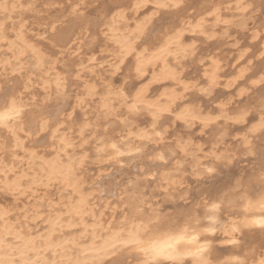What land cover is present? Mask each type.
<instances>
[{"label":"bare ground","instance_id":"bare-ground-1","mask_svg":"<svg viewBox=\"0 0 264 264\" xmlns=\"http://www.w3.org/2000/svg\"><path fill=\"white\" fill-rule=\"evenodd\" d=\"M185 1L187 2V0H126V2L123 3L122 0H117L113 2L111 1V4H109V2L107 1L108 3H106L109 4L107 8H113L111 10V14L107 18L105 17L106 15L104 16L106 18L105 21L99 20L97 21V23L100 22V24L104 26L105 36L107 37L111 47L109 50V56L112 57L113 62L110 63V66H112L114 68V71H116L124 63L129 61L130 63H127L131 65V68L129 67L130 65L128 66V68L129 71L131 70L132 72H129L132 77L136 79V81H140L143 79L145 80V82H143L142 85L136 88H131V92H127L128 94H126L124 88H122L120 91H115L109 86V84H107L104 87L101 86L102 88L98 90V84L84 81L82 90L80 89L81 92L79 91L80 93L77 96V100H75V106L84 107L88 103V105H90L91 102L89 101H93L94 97L98 95L99 100L97 101V108L99 110L96 111L100 112L101 118L105 121H107L106 119L110 117H117L119 114L117 108L122 106L124 107V113L128 114V116L132 118L141 110V112H144L145 115L147 114V123L145 122L146 125L142 127H140L139 125H135L134 127H132L131 123L128 124L126 120H123L122 117H119V126H121L122 128L124 126H127V129L124 130L122 134H120L119 132V135H117L116 137L109 136L110 134L106 135V133L97 136V142L93 145L92 148L93 157L95 159V162L97 163L108 162L112 165L117 166L122 160L125 159V157L127 159V156L118 159H111V149L107 147L109 143L122 140L124 143L123 150L131 151L133 153L139 152L142 148H144V145L146 143L153 142L154 145L150 146L151 148H145H150V151L148 150L149 159H151L155 163V165L158 166V168H150L149 166L145 167L140 173L141 179L140 177L139 179L141 181H139L140 183L142 182L146 184V182L149 181L150 178H154V181L157 182V185L163 188V194L166 195L165 200H172H170V203L174 201V197L177 196L178 198L184 196V194L186 193L184 192L185 190H180L184 182L183 174L186 175L185 171H188L189 173L191 172L195 176H200L202 174L205 175L210 173L207 171V169H213L215 164H206L202 162L199 159L200 157L197 155L195 159H193L192 164H190L189 166L187 165L189 167H186V169L188 168L187 170L185 169L184 165L182 163H179L178 161H171L172 163L170 162L171 164L169 165L164 163L165 160L161 161L159 159L160 155L166 157L164 151L165 145L162 144L164 139L163 135L164 133H166L164 130V123H166V120H179L182 123L187 124L188 126L194 123H200L202 128H214V126H216V124L218 123L219 125L221 123H226L225 125H229L227 124L229 121H232V123H244L245 121L248 122V120L250 119L249 114L250 112H252L254 113V116H252V118L255 121L252 120V124L248 126L249 131L247 133L244 132L245 135L241 136V144L243 145L244 150L250 149L252 145L251 141L253 140L251 138L264 130L260 127L261 121L264 120V96H262L261 94V97H259V95L257 97L258 101L256 99H253V102L254 100L257 101V103L255 101L256 104L252 102L254 104V107L249 104L252 108H248L245 104L246 107H239L240 109L236 108L235 111L233 109V112L230 110V108L228 107V103L226 102H217L218 104L216 107L212 108L211 111L205 112L206 110L203 111L201 109L202 106H194L193 103H189L191 101H187L188 99H185L188 91L190 90L195 89L197 93L208 95L212 92V90L220 85L227 90H230L232 87H234L237 96H240L247 91V88H245V86L239 89V87L243 86V84H248L249 82V84H251V88H253L259 85L261 82H264V19L261 18L262 20L258 22H256V20L252 21L251 25L248 26L246 20H244V15L247 11V7L250 6L249 3H247V0H221L220 2H208L209 5L207 4L205 7L199 6V8L196 5L198 9H194V12L192 13L188 12L185 7L186 5H183L185 4ZM253 1L259 4L262 0ZM21 2L22 0H0V5L7 6L6 10H4V8L2 7H0V9L3 11L11 12V9L16 6H20ZM125 3L129 4H126L128 8H130L129 15L127 14V11L119 7L121 6V4L125 5ZM161 3L169 5L179 3L180 6L178 8L157 7V5ZM147 6L153 8V12L149 16L137 19V16L142 13V9L146 8ZM169 9L171 11H177L178 9H180V11H178L177 13V15H181V18L179 17V21L177 23L175 22L171 28L167 26L169 29L166 28V30L164 29L165 31L163 33H160L162 35H160L159 39L154 43L153 46H146L149 41L145 43L146 45H143V41H145L144 39L149 33L150 27L152 26L151 22H153L152 18L154 14L156 12L164 10L167 11ZM71 10L73 14L77 12L76 7H73ZM229 11H231V13H229ZM236 12H238L237 18H235V16H237L235 14ZM79 14L78 16L80 17ZM92 19L90 20L92 21ZM94 19L93 21L96 22ZM71 20L74 19H72L71 17ZM131 20L132 24L130 25ZM85 21H83V23ZM87 24H89V22H87ZM71 25L73 24L71 23ZM216 27H219L220 30L216 29ZM234 27H236V29L238 28L237 33H240L239 36H244L247 39L248 43L246 47L237 51V54L231 59V61H229L227 58L225 59L226 55L223 56L224 54L221 57L218 54H213L208 57L206 62H204V56L200 55V53H197L198 50L196 51V47L198 46L195 47L194 43L185 42L186 35L188 34L195 39L197 37L201 38L202 42L204 41V39H214L216 41L218 40L217 43L219 44L227 45L228 42L226 41V37L229 36L230 33L229 32L227 34V32L231 28L234 29ZM101 28L103 27L101 26ZM70 29L71 28H69V31ZM155 29H157V27ZM11 30L13 32V37L9 36V34L7 33L6 24L3 21H0V48L5 46V50L9 52V56L3 55L2 57L0 55V69L5 70L6 68L10 67L11 72H19V70L23 68V59L25 57H29L31 59L33 70L38 73H34V75L37 74L40 77L38 79L40 80L41 87L48 90H54L56 97H54L55 100L63 97L65 93L64 90H67V88H65L67 86L64 85V78L60 76L59 73H56V76L54 78H49V73L51 72V70H54V68L57 67H55L54 62L46 55L47 53H44V51H42L43 49L41 48V50L39 48L36 41L34 39L32 40V36L29 37L30 34L27 35L25 33L24 23L20 21L16 26L12 25ZM158 30H160L159 27ZM96 32L97 31H95V33ZM66 33L67 32L65 30L64 34ZM82 33H85V31H83ZM158 34L156 35L157 37L159 36ZM93 35L90 36L93 37ZM67 36L63 38L64 42L65 39L67 41ZM98 36L100 35L98 34L97 36H95V38H97ZM156 36L153 37L154 40L156 39ZM151 38L152 37L148 39L151 40ZM74 39H72V41ZM151 43L149 45H151ZM95 60L96 57H94L93 54L89 55L84 61H81L76 65L77 69L75 71V74L77 76H80V73L84 70H91L90 67L93 66ZM227 60L231 63L229 64V66H231L232 69L225 71L224 66L227 64ZM187 61L188 63H190L188 65L186 64L187 67L189 65L190 67L192 65H195V68L201 71L200 77L202 78L203 84L199 85V82H196V80L194 81L192 77H189V74L185 73L187 67L185 68L183 66V62L187 63ZM254 63H258V65H260L261 67L259 66L257 70L252 69ZM258 71H261L260 75L257 73ZM29 81L30 79H28V82ZM29 86L30 85H28V87ZM24 87L26 88L27 86L24 85L23 88ZM258 87L260 89V86ZM98 88H100V86ZM21 93L22 92H19V90L15 94L9 91H5L3 96L0 98V103H2L5 98L9 100L15 98L17 105L23 108L25 115L27 104L22 98L24 95L21 97ZM22 94L25 93L23 92ZM153 95L155 98H153ZM129 102L135 103L137 105L136 109H130L128 106ZM34 103L36 104L37 102ZM105 103L109 105L108 108H105ZM35 104H33V106ZM63 105H67V102L66 104L64 102L61 107H59V104L58 109L56 108L57 111H54L55 113L52 111V109L49 108V111H51V113L53 112V114L51 115L46 114L47 111L45 110V114L41 113V107H37L40 110L36 108L39 112L35 113L37 111L34 107V112L31 105L30 107L35 114L31 115L30 111H27L31 116L27 117L28 119L26 120V122H24V120L22 123H20V129L16 132L15 135H10L6 129H0V155H6V157H8L7 160H3L2 157H0V190L2 194L4 193L12 195L15 198L24 195L31 196L39 189L47 191V189L52 185H60L62 191H68L70 194L69 196H67L64 202L62 201V203H46L47 206H49V209L52 210L56 209L54 207L55 205H61L63 208L62 210H60V207L59 210H56L54 212L50 211L52 213L46 214V216L44 215L45 217H43V222L45 223V226L42 233H34L32 231L33 228L30 227L29 223V220L31 218H29L28 215L24 213L23 215H21V217L13 218L11 216V209L4 208L0 205V238H3L6 243L10 244L11 249H16L15 251L9 249V251H11V254L17 257V259H20V252L23 251L25 258H31L33 260L39 258V264H101L105 262V254L107 251H110L111 246L115 244L118 248H122V240L127 239L128 233L133 230L135 224L139 223V220H132L129 218L134 205L143 208L149 214L157 213L165 216L171 215H169L170 213L168 215L165 214L166 212L161 213L159 205L157 206L156 204L150 202L148 198L145 199L144 192L139 186L140 184L137 183L134 188H130V190L123 189V186L121 185L123 190L121 189L117 192L116 196L114 195L115 197H117V205L114 207L112 205V207H110V218L108 219L107 217L108 220L106 219L107 221H104L103 215L105 212L103 211V209L109 204V202L106 201L104 202L103 206H100L99 203H101V195L97 192V189H94L93 192L85 191L86 180L83 175L82 168L88 161V159L86 161V158H89V153L87 157L86 155H80L78 157H75L73 155V151L76 148L73 137L77 135H73V137L70 135L72 134L70 133L72 124L70 126H66L64 125L66 124L65 120L61 119V121H57L59 114L62 113V109H66L65 106L62 107ZM94 108L96 109V107ZM63 117L64 116H62V118ZM50 119H53L51 120L53 123L50 121ZM128 119L134 120L130 118ZM96 122L97 121H95V123ZM113 122H116V120ZM12 123L13 126H15L18 121H13ZM87 126L88 124L83 123L78 125L74 129L79 133V135H82L86 129L85 127ZM97 126H99L98 123ZM218 127L216 131H220L222 133L221 135L219 134L221 138H218L213 143V145L218 144V142H222L223 139L222 136L224 135L225 128H223V130L219 129ZM215 129L213 132H215ZM253 129H255V131H253ZM46 130H48L49 133L48 147L52 150V154L49 156L46 151L45 152L47 155L44 152H38L30 145H27V147L25 142L27 139L24 140V138L26 137H21V133H24L26 136H30L33 135L32 132L35 133L36 131L42 132ZM115 130L117 129L115 128ZM157 132L160 133L159 136L155 135V133ZM4 134H8L9 137H7L8 135L5 136ZM1 136L3 137L1 138ZM4 137L8 139L4 140L6 139ZM162 145H164V147ZM178 146L180 147L182 152H186L184 144H179ZM82 147L85 148V146ZM20 152H24L26 154L24 162H21L22 157H19ZM144 152L146 153L147 151ZM233 152L234 153L232 154L228 152L229 154H226L223 157L224 159L215 157V160L218 161V165L219 161L222 160L227 162L226 164L228 165L229 162L234 159V156L237 153L236 151ZM24 163L26 164V170L21 168L20 170L16 171V169ZM28 169H30L31 172H29ZM262 175H264V173H262L260 169V171H257V173H253L252 175L249 174V176H247L245 179L242 178L245 189L244 195L247 198H251V194L253 192L258 193L260 191V178ZM236 188L237 182L234 184L233 188L225 192L223 191L224 193L222 194L220 192L218 196L214 195L211 200L208 198L201 201L200 203V205L207 203L210 207L212 202L222 201L219 210L214 213H207L208 215L214 217L216 223L210 224L207 219L203 221V226L214 227L216 229L215 232L220 231V234L222 235L220 239L222 244H228V239L239 237V235L243 233L258 232V230L253 229H243L241 232L237 233H233L231 231V228L234 224H237L239 221L245 218L243 207L240 204V198L234 195V190ZM176 191L179 194H175ZM2 194H0L1 197ZM167 197L169 198L166 199ZM185 197H183L182 199H186ZM47 199L48 198L42 197V202L45 203ZM173 203L176 202L174 201ZM101 204H103V202ZM109 205L111 206V204ZM116 208L121 209L120 211L122 213L119 214L120 216L113 217L112 214L115 212ZM21 209L23 210V207ZM182 211H179L178 213ZM199 211L202 215L207 212L206 209H200ZM177 214L173 215L172 217L175 218ZM39 216L40 215L35 211L32 219ZM214 233H206L200 238V243H207L209 245L208 258L212 261V264H225L226 261L235 256H238L239 259L243 260L245 259V255L249 252L250 249H256L258 253L260 243L262 240H264V234L258 232L260 234V238H253L252 244L247 250L243 251V253H237L238 251L233 252V250L230 248L227 250L217 249L213 244ZM249 242H251V240ZM230 246L233 247V245ZM133 255L134 254H130L129 258L133 259ZM248 264H251L250 256L248 257Z\"/></svg>","mask_w":264,"mask_h":264},{"label":"rangeland","instance_id":"rangeland-1","mask_svg":"<svg viewBox=\"0 0 264 264\" xmlns=\"http://www.w3.org/2000/svg\"><path fill=\"white\" fill-rule=\"evenodd\" d=\"M54 1L55 0H22L21 5L12 8L11 12L3 11L0 9V21H3L6 24V31L9 34V36H11V37H13V32L11 30L12 25L16 26L18 22L22 21L24 23L25 33L27 35L30 34L29 37L32 36L31 37L32 40L34 39L36 41L37 45L39 46V48L40 49L42 48L43 50L42 49L41 50L44 51V53H47L46 55L54 62L55 67H57V68H54V70H51V72L49 73L50 74L49 78H51V79L54 78L56 76V73H59V75L64 78V85L67 86V87H65V88H67V90L64 88L65 89L64 90V92H65L64 96L61 97L62 99L61 98L58 99V100L61 99L60 101H62V102L55 100L56 97H55L54 90H48V89H44L41 87L40 80L38 79L40 77H39V75H37L38 73L33 70V66L31 64V59L29 57H25L23 59V61H22L23 68L21 70H19V72H16V71L11 72L10 67L6 68L5 70L0 69V98L3 96L5 91L12 92L13 94L17 93L18 90H19V92L20 91L22 93L24 92L25 94L21 93V97L24 95L22 98H23L24 102L27 104V107L25 110H26V112L30 111L31 115L38 113L39 112L38 110H40V109H42L43 111L44 110L47 111L46 114L51 115V114H53L54 111H57L59 104H60L59 107H61V105L64 104V102H65V104L67 102V105L62 106V107L65 106L66 109L59 108V109H62V113H61L62 115L59 114L57 121H61V119H63V120H65V123H66L64 125L70 126L72 124V126H71L72 129L70 130V133H72V134H70V135L72 137H73V135H77V136H75L77 138L73 137L75 147H76L75 148L76 150L74 149V151H73L74 153L72 152L73 155L75 157H78L80 155H86V157H87V155L89 153V158L88 157L86 158V161H87V159H88V161H87V163H85L86 165H84L82 168L83 175H84L85 180H86V184H85L86 190L85 191L86 192H93L94 189H97V192L100 193V195H101L100 202L101 203L103 202V204L99 203V205L103 206L104 202H106V201L109 202V204H111V206L108 204L103 209V211L105 212L103 215L104 221H107L110 218V214H111L110 207H112V205H113V207L117 205L118 201H117V197H115V196L117 195V192L122 189L121 185L123 186V189L130 190V188L133 189L137 183L140 184L139 186L142 188V191L144 192L145 199L148 198L150 200V202L156 204L157 206L159 205L161 213L166 212L165 214L168 215L170 213L169 215L173 216V215H176L179 211H182L185 207L191 206L193 208H197L200 205L201 201L209 198V193H212L215 190H223L225 192V191L233 188L234 184L237 181H242L243 180L242 178L245 179L247 176H249V174L252 175L253 173H257V171H260L261 163H262V158L260 156V152H261V149L264 148V130L262 132H259L256 136L251 138V139H253L251 141V144H252L250 147L251 150L250 149L244 150L243 145L241 144V138H242L241 136L245 135V133H247L249 131L248 126L251 125L253 121H255L252 118V116H254V113H252V112H250V114H249L250 119L248 120V122L245 121L244 123H232V121H229L230 123L229 122L227 123L229 125H225L226 123L220 122L222 125L220 124L221 125L220 126L218 123V124H216V126L213 125L214 128L213 127L202 128L200 123H194V124L188 126L187 124H184L179 120L170 121L171 120L170 119V120L165 121L166 123H164V130L166 133H164V135H163L164 139L162 142V144L165 145V147H164V145H162V146L165 148V150H164L165 156H166L165 158L167 159V160L165 159V161H164L165 164L169 165L172 163L171 161H173V162L178 161L179 163H182L186 169V167H188L190 164H192V161H193V159H195L196 155L199 156L200 157L199 159L206 164H211V165L215 164L213 167V171L210 172L209 174H205V175L202 174L200 176H195L191 172L189 173L188 171H185L186 175L183 174L184 182L182 179L183 185H182V188L180 190L181 191L185 190L184 192H186V193L184 194V196H181L178 198H177V196L174 197L175 199L173 198V200L176 203H173L174 201L170 203L171 199L169 200L168 199L169 197L166 198V199H168L169 202L167 200H165L166 195L163 194L164 190L161 186L157 185V182L154 181V178H150L149 181L146 182V184L141 182L143 184L142 185L140 183V181H141L140 180L141 179L140 173L145 167L149 166L150 168L151 167H155V168L157 167L158 168V166H156L155 163L151 159H149V155H148L150 148H151L150 146L154 145L153 142L146 143L144 145V148L141 149L143 151L140 150L139 152H133V155H131L129 157L127 156V159L125 157V159L122 160L117 166L112 165L108 162H100V163L95 162V159L93 157L92 148H93V145L97 142V140H96L97 136L106 133V135L110 134L109 136H115L116 137L117 135H119V132H120V134H122L124 132V130L127 129V126H124L123 128L121 126H119V117H122L123 120H126V122L128 124L131 123L132 127H134L135 125H139L140 127H142V126L146 125L148 116H147V114L145 115L144 112H141L142 111L141 110V111H139L138 114H140V112H141L142 115L141 114L135 115L137 119L135 118V116L133 118L129 117L128 114L124 113V107L122 106L123 108L122 107L117 108V111L119 113L118 116L117 117H110V118L106 119L108 121L107 122L101 118L100 112L96 111V110H99L97 108L98 107L97 101L99 100L98 95L95 96L96 98L94 97L93 101L92 100L89 101V102H91L90 105H88L89 104L88 103L84 107L75 106L76 105L75 100H77V96L79 95V93L82 90L83 82L87 81L89 83L98 84V86H97L98 90L102 88L101 86L104 87L105 85L109 84V86L113 90L120 91L122 88H124L125 93L128 94L131 92V90L133 88H136V87L142 85V83L145 82V80L142 79V80H140L141 81L140 82V81H136V79H134L132 77V75L130 74L132 72H131V70L129 71V68H128V66L130 65L129 61H127L129 63H127V62L124 63L116 71H114V68L112 66H110V63L113 62L112 57L109 56V50L111 47H110V44L108 42L107 37L105 36L104 26L101 25L100 22L97 23V21H99V20L105 21L106 18L109 17V15L111 14V10L113 8L112 9L107 8V6L109 4H111L113 1H117V0H103V1L102 0L101 1L100 0H58L57 1L56 0L55 2ZM107 1L109 2V4H107L108 3ZM122 1H123V3L126 2V0H122ZM220 1L221 0H219V1H217V0H215V1H213V0H200V1L199 0H187V2L185 1V4H183V5H186L185 7L188 10V12L192 13V12H194L193 10L198 9L197 7H199V6L205 7L207 4L209 5L208 2L213 3V2H220ZM50 2H51V5H50ZM127 3H125V5L121 4V6H119V7L121 9H124L125 11H127L128 12L127 14L129 15L130 14L129 13L130 8H128L127 5H129V4H127ZM247 3H249L250 6L247 7V11L244 15V20H246L248 26L251 25L252 21L256 20V22H258V21L262 20L261 18L264 19V0H262L259 4L255 3L253 0H247ZM196 5H197V7H196ZM123 6H124V8H123ZM73 7H76V10H77V12H75V14H73L71 12L72 11L71 9ZM182 7H184V6H182ZM153 10H154L153 8H151L150 6H147L146 8L142 9V13H140L137 16V19L141 18V17L149 16L153 12ZM178 11H180V9H178L177 11L176 10L171 11L169 9L167 11L164 10V11L156 12L152 18V20H153V22H151L152 26L150 25L151 27H150L149 33L145 37V39H144L145 41H143V45H146L145 43H147L149 41L146 46L147 47L153 46L154 43L159 39L160 35H162L160 33H163L166 30V28L167 29L171 28L175 22L177 23L179 21V19L181 18V15H177ZM172 12H173V14H172ZM77 13L78 14L83 13V14H79L80 17H82V18H80ZM229 13H231V11H229ZM235 14L237 15V16H235V18H237L238 12H236ZM71 17L74 20H71ZM87 17H88V19H87ZM83 18H85V19H83ZM92 18L93 19L95 18L94 20L96 22H94ZM90 19H92V21ZM87 20H89V21H87ZM73 21L76 24H74ZM83 21H85L86 23L85 22L83 23ZM87 22H89V24H87ZM71 23L73 25H71ZM82 23L84 25L85 24L86 25L84 26ZM92 23H94V24L96 23V24L94 25ZM131 24H132V20L130 21V25ZM71 26H74V27H71ZM75 26H77V27H75ZM101 26L103 28H101ZM92 27L94 28V30ZM156 27H157V29H155ZM158 27L160 30H158ZM69 28H71L70 31H69ZM75 28L76 29L78 28V29L76 30ZM87 29H88V31H87ZM102 29H103V31H102ZM216 29L220 30L219 27H216ZM65 30L67 32L66 34H64ZM71 30H73V31H71ZM155 30H156V32H155ZM83 31H85V33H82ZM89 31H91V32H89ZM95 31H97L98 33L97 32L95 33ZM70 32L71 33L73 32V33L71 34ZM237 32H238V28L236 29V27H234V29L231 28L228 30L227 34L229 33V36L226 37V41L228 42L227 45L217 43L218 40L217 41L214 39L205 40L204 38H202V39H204V41H203L204 43H203L201 41V38L197 37L198 39L197 38L195 39L194 37H191L188 34L186 35L185 42L186 43H194L195 47L198 46V47H196V51L198 50L197 53H200V55L204 56V58H205L204 62H206L208 57L213 55V54H218L220 57L224 54L223 56H225V55L227 56V57L225 56V59L227 58L229 61H231V59L237 54V51L246 47L247 43H248L247 39L242 35L239 36L240 33H237ZM68 33H69V35H68ZM89 34L91 36L93 34L94 35H93V37H91ZM98 34L100 36L95 38V36H97ZM157 34L159 35L158 37L156 36ZM58 35H59V40H58ZM65 35L66 36L68 35L67 37L69 38V39L67 38V41L65 39L66 43L64 42V39H63L64 37H66ZM154 36H156L155 40L153 38ZM150 37H152L151 40H149ZM189 37H191V38H189ZM72 39H74V40L72 41ZM152 39H153V41H152ZM60 40L62 41V43ZM150 43H151V45H149ZM91 54H93V56L96 57V60L93 63V66L90 67L91 70L87 69V70H84L83 72H81L80 76H82V77L77 76L75 74V71L77 69L76 65L79 62L84 61ZM0 55L2 57H3V55L9 56V52L5 50V46L0 48ZM228 60H227L228 65L226 64L224 66L225 71L232 69L231 66H229V64H231V63ZM183 63L185 64V65L183 64V66L185 68L187 67L188 64H190V63H188V61H187V63H185V62H183ZM257 65H258V63H254V66H252L253 67L252 69L257 70L260 66V65H258V66ZM129 67L131 68V65ZM185 68H184V70H185ZM261 71H258L257 73L260 75ZM34 73H37V74H35L36 76L34 75ZM185 73L189 74V77H192L194 79V81L196 80V82H199V85L203 84L202 78L200 77L201 71L196 69L195 65L194 66L192 65L191 67L189 65L186 68ZM22 76H23V78H22ZM28 79H30L29 82H28ZM65 79H67V80H65ZM22 80H23V82H22ZM24 85L27 87L23 88ZM28 85H30V86L28 87ZM99 86H100V88H98ZM244 86H245V88H247L246 89L247 91H246V93H244L240 96H237L236 90L234 87H232L230 90H227V89H224L220 85V86H217L214 90H212V92L208 95L203 94V93H197V91H195V89H193L194 91L190 90V91H188V94H187L185 99L186 100L188 99L187 101H191L189 103H191V104L193 103L194 106L195 105L196 106H202L201 109L203 111L206 110L205 112L211 111L212 108L216 107L218 104L217 102L228 103V107L230 108V110L232 112H233V109L235 111L236 108L246 107V105L248 108L251 106L254 107L253 103H255L256 100L258 101V99H257L258 95H259V97H261V95L264 96L263 95L264 94V82H261L259 85H257L256 87H253V88H251V84H249V82H248V84H243V86H240L239 89L243 88ZM258 86H260V89ZM128 88H129V90H128ZM15 90H16V92H15ZM259 90H261V91H259ZM153 98H155L154 95H153ZM253 99H256V100H254V102H253ZM257 101H256V103H257ZM34 102H37L36 104H38V105H36ZM92 102H94V103H92ZM194 103H197V104H194ZM33 104H35V105L33 106ZM31 105H32L33 111L35 112V110H36L37 112L34 113L32 111V108L30 107ZM34 107H35V110H34ZM37 107L38 108L41 107V108L38 109ZM94 107H96V109ZM49 108L52 109V111H53L52 113H51V111H49L50 110ZM239 109H237V110H239ZM42 110H40V112L45 114V111L43 112ZM26 112H25L24 119H23V121L25 120L24 122H26V120L28 119L27 117L31 116L30 113L28 114V112L27 113ZM68 115H69V117H68ZM62 116H64V117L62 118ZM97 118H99V119H97ZM100 118H101V122H100ZM128 118L134 119V120H129ZM51 120H53V119H50V121ZM115 120H116V122H113ZM95 121H97V122L95 123ZM76 123L78 125L83 124V123L88 124V126L85 127L86 129L82 135H79V133L74 129L78 126ZM97 123L99 124L100 127L97 126ZM114 123H116L117 125ZM115 125H116V127H115ZM66 126H64V127H66ZM222 126H223V128H225V130L222 128ZM217 127L219 129L224 130V135L222 136V138H223L222 142H218V144L213 145V143L218 138L219 139L221 138L220 135L222 134L220 131H218V132L216 131ZM115 128L117 130H115ZM121 129H122V132H121ZM214 129H215V132H213ZM73 131H74V133H73ZM66 132H68V131H66ZM32 134L33 135L26 136L24 133L23 134L21 133V137L25 136L26 138H24V140L27 139L25 141L26 146L30 145L31 147L35 148L40 153L44 152L46 154V152H47L48 156L51 155L52 150L48 147V144H49L48 143V137H49L48 130L42 131V132L36 131L35 133L32 132ZM4 135L7 136L8 134H4ZM217 135H219V136H217ZM2 137L3 136H1V138ZM7 137H9V135ZM4 138H6V137H4ZM7 139L8 138H6L4 140H7ZM76 141H78V142H76ZM179 144L180 145L184 144V146L186 148V152L181 151L180 147L178 146ZM219 144H220V146H219ZM82 146H85V148ZM145 147H150V148L148 149ZM81 148H83V149H81ZM252 149L255 151H253ZM227 150L230 154L234 153L233 151L237 152V153L235 152L236 154L234 156V159L231 162H229L228 165L226 164L227 162H225L224 160L219 161V165H218V161L215 160V157H219L220 159H224L223 157L226 154H229L227 152ZM144 151H147L146 152L147 154ZM178 151H179V153H178ZM214 155H216V156H214ZM0 157H2L3 160H7V158H8V157H6V155H3V156L0 155ZM19 157L20 158L22 157L21 162H24L26 154L24 152H20ZM185 164H186V166H185ZM21 168L26 170V164L25 163L22 164L20 167H18L16 169V171L20 170ZM28 171L31 172L30 169H28ZM139 177H140V179H139ZM119 185H120V187H119ZM52 186L49 187L47 189V191H45L43 189H41V190L39 189L37 192H35L31 196L24 195V196H19L17 198H15L12 195L4 194V193L2 194L1 190H0V194H2V197L0 195V205L4 208L11 209V216L13 218L21 217V215H23L25 213L26 215L29 216V218H31L29 220V223H30V227L33 228L32 231L34 233H42L44 231V226H45V223L43 222V217H45L46 214L52 213L50 211L54 212L56 210H59L60 207H61L60 210H62V208H63L61 205H55L54 207L56 209L52 210V209H49V206H47L46 203H48V204L62 203V201L64 202V200L67 198V196L70 195L68 191H62L60 185H52ZM0 187H1V183H0ZM183 187H184V189H183ZM48 190H50V191H48ZM42 191H45V192H42ZM223 191L221 192V194L224 193ZM176 193L179 194L177 191L175 192V194ZM148 195H149V197H148ZM49 196H50V198H49ZM42 197L48 198L45 201V203L42 202ZM183 197H185L186 199H182ZM15 204L17 207L15 206ZM18 206H20V207H18ZM21 206L23 207V210L21 209L22 208ZM17 208H18V210H17ZM181 208H183V209H181ZM120 210L121 209L116 208L115 212L112 214V216L113 217L120 216L119 214L122 213ZM35 211L40 216L32 219ZM117 212H119V213H117ZM20 213H22V214H20ZM107 217H108V219H107ZM31 220H32V222H31ZM243 234H241V235H243ZM221 236L222 235L220 234V231H216L213 234V237H214L213 244L215 245V247L219 250H227L230 248L233 250V252L238 251L237 253H243V251L247 250L251 246L253 238H257V239L260 238V234L258 232H247V235L245 236V241H246L245 244L242 246V248H241V246H239V247L235 246L236 247L235 248L234 246L232 247L229 244H222L221 240H220ZM250 240H251V242H249ZM101 264H105V262H103ZM129 264H135V260L129 258Z\"/></svg>","mask_w":264,"mask_h":264},{"label":"snow or ice","instance_id":"snow-or-ice-1","mask_svg":"<svg viewBox=\"0 0 264 264\" xmlns=\"http://www.w3.org/2000/svg\"><path fill=\"white\" fill-rule=\"evenodd\" d=\"M179 3L158 4L157 7H179ZM6 10V5H0ZM130 109H136L137 105L129 102ZM109 105L105 103V108ZM24 119V110L17 105L15 98L9 100L5 98L0 103V129H6L10 135H15L20 129V123ZM13 121L18 123L13 126ZM260 127L264 129V120ZM255 131V129H253ZM155 135L159 136L157 132ZM111 149L110 158L118 159L125 156H131V151H125L123 141H113L107 145ZM138 151V150H137ZM262 158L261 171L264 173V148L261 149ZM161 161L165 160L163 155L159 156ZM212 172V168L207 169ZM223 190H215L209 193V199L218 196ZM244 182L237 181V188L234 195L240 198V204L243 207L245 218L234 224L231 228L233 233L241 232L243 229L258 230L264 234V175L260 178V191L253 192L251 198L245 195ZM222 202V201H221ZM221 202H212L210 207L207 203L193 208L185 207L175 218L162 214H149L143 208L133 206L130 219L139 220L133 230L128 233V238L122 240V248L115 244L111 246L110 251L106 252L105 264H129V255H133L135 264H212L208 258L209 245L200 243L201 236L206 233H214V227L203 226V221L207 219L210 224H215L216 220L207 213H214L221 207ZM200 209H206L205 214H200ZM247 233L227 240V243L233 246H242L245 244ZM11 245L0 238V264H39V258L33 260L25 258L24 252H20V259L11 254ZM15 251L16 249H11ZM251 257V264H264V240L261 241L259 251L250 249L241 260L238 256L232 257L225 264H248V257Z\"/></svg>","mask_w":264,"mask_h":264}]
</instances>
